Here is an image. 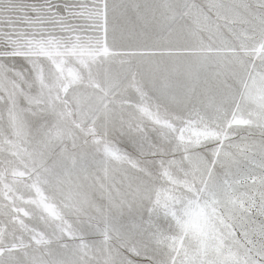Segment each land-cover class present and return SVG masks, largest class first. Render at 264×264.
Masks as SVG:
<instances>
[{"label":"snow or ice","instance_id":"6c2138e0","mask_svg":"<svg viewBox=\"0 0 264 264\" xmlns=\"http://www.w3.org/2000/svg\"><path fill=\"white\" fill-rule=\"evenodd\" d=\"M0 264H264V0H0Z\"/></svg>","mask_w":264,"mask_h":264}]
</instances>
